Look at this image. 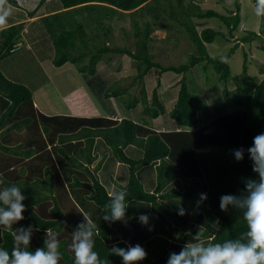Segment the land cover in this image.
<instances>
[{
	"label": "trees",
	"instance_id": "16d2710c",
	"mask_svg": "<svg viewBox=\"0 0 264 264\" xmlns=\"http://www.w3.org/2000/svg\"><path fill=\"white\" fill-rule=\"evenodd\" d=\"M219 1L224 6L223 0ZM8 4L18 8L16 1L9 0ZM44 5L49 14L32 22L27 32L23 33L22 23L0 31V60L15 51L13 46L24 34L33 48L51 50L49 53H40L42 60H48L58 68L66 64L74 65L77 73L83 76L89 93L100 105H107L104 99L112 97L120 99L122 106L129 111L140 104L138 116L141 121L136 122L129 117L118 120L112 113L111 117L48 113L40 108L30 88L6 78L0 69V95L10 103L0 119V127L10 124L3 131L4 134L11 129L25 128L29 136L25 141L28 146L24 156L19 154L8 162L21 164L25 158L28 159L23 163L26 170L23 171L24 180H4L0 187L16 184L26 196L23 201L27 208L23 213L25 219L13 225V228L26 229L32 225L39 229L33 233L30 250L43 247L45 230L50 228L58 233L62 254L59 264H74V253L70 248L72 232L84 222L82 214L87 213L99 228V235L94 237V250L99 252L102 259L107 258L109 264L122 262L109 250L110 239L117 232L112 222L102 220L105 205L109 203V194L98 178L105 158L102 157L91 167L97 159V156L92 155L96 138H101L110 148L113 158L127 167L126 186L112 180L118 189L127 190V206L132 202L150 205L147 214L150 223L147 228L152 227L156 214L161 213L179 231L178 239L185 234L193 237L199 228L203 231L202 240L205 243H222L227 239L239 238L247 230L242 213L231 206L227 212H223L219 202L223 195H239L246 179L258 178L252 171L247 151L244 159L237 162L231 150L240 147L247 150L252 146L253 138L264 132V78L248 74L246 53L240 75L231 77L229 54L211 57L206 52V44L212 43L219 33L210 28L198 31V24L194 21L216 18L228 29V37H232L241 23L238 3L234 4L235 10L220 14L212 9H202L193 0H40L33 11L20 9L17 16L24 20L33 18ZM124 15L131 18L135 40L133 51L109 45L114 31L112 24ZM137 17L143 18L141 26L135 19ZM37 22L42 23V27L36 29L41 30L39 33L33 27ZM171 23L182 28L181 31L196 46L197 54L192 55L187 63L162 66L150 57L151 35L158 29L170 31ZM261 33H264V16L259 33L250 31L242 41L258 38ZM169 38L167 36L164 40ZM21 46L26 48L23 43ZM235 48L236 45L230 49L231 52ZM261 48L264 49V46ZM112 54L126 55L136 63L137 74L131 80L141 87L138 96L127 88L122 89L120 82L102 89L97 86V65L103 60L102 56ZM224 56L227 62H222L221 57ZM200 63L212 66L217 81L224 83L222 93L226 97L230 96L227 110L199 114L197 106L203 108L204 105L200 101L201 93L197 94L198 90L196 94L191 93L185 78L179 81L176 101L167 113L158 96L159 81L158 87L152 90V100H148L143 79L152 70L158 76L166 72L186 74ZM260 74H264L263 67ZM228 80L235 86L232 93L226 86ZM106 111L108 114L112 112ZM160 116L169 125L167 129L151 127V122ZM128 146L140 149L142 157H129L125 153ZM4 150L7 149L4 147ZM156 162V187L153 192H147L138 180L137 172ZM15 176L18 177L19 173ZM176 179L181 182L182 191L171 188L163 192ZM200 193H207L208 198L197 209ZM181 205L187 209L184 216L177 215L178 206ZM217 218L220 221L219 231L213 224ZM132 220L138 221L137 217ZM13 244L11 233L1 229L0 248L11 254ZM116 245L126 247L123 242ZM142 247L152 264H166L171 247L167 238L153 236L149 246ZM182 247L175 252L178 253Z\"/></svg>",
	"mask_w": 264,
	"mask_h": 264
},
{
	"label": "rangeland",
	"instance_id": "374dc122",
	"mask_svg": "<svg viewBox=\"0 0 264 264\" xmlns=\"http://www.w3.org/2000/svg\"><path fill=\"white\" fill-rule=\"evenodd\" d=\"M26 1L30 0H24V2ZM193 1L198 3L202 9H212L220 14H226L229 10H235L234 4L235 2L238 3L241 23L239 27L232 33V37H228V29L221 21L216 18L202 20L194 19L195 23L198 24L197 30L201 31L204 28H210L219 33L212 43L206 44V52L211 57L229 54L228 65L230 67L231 77L240 75L244 62V53H246L248 74L251 76H257L259 79L264 78V74H260V70L262 67L264 68V49L261 48V46H264V33H261V36L258 38H254L245 42L242 41V38L246 36L248 32L251 31L258 34L260 28L262 27V16H257L255 14L257 0H223L224 6L219 0ZM3 2L4 0H0V14L7 13L3 22V24H5L9 17L14 19V17H16V15L19 13L17 10H13L14 7L12 5L5 4ZM31 4V7H22L24 9L26 8L25 10L31 11L35 6V1H32ZM52 4L55 5V7H59L56 3ZM44 10L45 8H43V11ZM35 17L37 18L40 16L37 15L33 18ZM119 17L120 20L114 21L112 24L114 31L112 32V42H110L109 45L110 47H126L133 51L135 49V40L133 36L132 22L130 20L131 18L128 15ZM135 19L138 20L141 26V19L143 18L137 17ZM147 19L151 20V18ZM1 24L2 23H0V25ZM31 24L32 23H30L29 26H31ZM33 27L35 28L34 30H38L42 27V23L37 22ZM170 27V31L158 29L155 30L151 35L153 41L150 42V57L154 62H157L162 66H178L180 64L187 63L192 55L197 54L196 46L188 40V37L184 31H181L182 28L175 23H171ZM40 31L41 30L37 32L39 33ZM167 36L170 38L166 41L164 39ZM234 45H236V48L231 52L230 49ZM32 52L33 53L28 52L23 46H19L18 51L15 54L8 56L0 62V67L6 76L12 78L17 83L26 85L28 88H30L34 99L41 106V109L52 113L61 112L66 107L63 96L74 89L78 84L85 85V80L81 74L77 73L75 66L71 64H66L62 68H58L50 62H46L45 65L42 66L45 68L46 74L43 73L39 67L38 61H36L38 60V57L33 55L35 54L34 51ZM102 58L103 60L97 65L96 75L98 80H96V82L99 83L97 86L102 89L106 87V85L108 86L109 84L120 82L122 84V89L127 88L130 93L138 96L141 87L137 83H133L131 80L137 74L136 63L128 56L121 54H112L109 56L104 55ZM72 74L75 75L73 76ZM183 78H185L188 90L191 93H195L196 90H198L197 94L201 93L200 101L204 102V105L203 108L200 105L197 106L199 114H209V112L213 114V112L217 113L218 110L219 112H222L223 110H227V108H229L230 96L226 97L222 93L224 83L217 81V75L215 74L213 67L207 65L206 63L198 64L186 74L166 72L158 76L156 71L152 70L143 79L148 100H152V90L156 88V86L158 87L157 83L159 81L160 86L158 87V96L162 99L167 113L170 111L171 106L176 101L177 93L179 91L178 83ZM226 86L229 90V93L235 88L231 80L227 81ZM91 100L93 101L92 98ZM104 101L107 105L104 103L103 106H106L108 110H112L113 115L114 113L120 115L123 112L122 115L137 119L135 120L136 122L141 119L140 115H136L140 110V104L137 106V108L129 112L125 111V106H122L120 99L112 97L110 99H104ZM205 105L207 106V110L205 109ZM231 109L232 108H230V110ZM119 111L120 113H118ZM163 118V116H160L158 121H152L151 127L165 129L168 128L169 125H166L167 123ZM115 182L118 183L117 181ZM171 186L181 190V185L178 182H174ZM148 206L150 208V205H147V207ZM144 207L147 208L146 206ZM160 216L163 215L161 214ZM162 218H164L163 220H167L164 216ZM118 222L119 221L114 222V226H118ZM167 222L169 225H167L166 233H171L168 230V226L173 228L172 231L174 232L176 227H174V225L168 220ZM119 223L121 224V222ZM153 223L154 226H156V231H164L165 226L163 223L158 222L156 225L155 222ZM116 228L119 230V232H121L120 228ZM142 229L144 230L142 235H146V232H149L147 226H144L143 228L139 227L135 231L136 233H140ZM176 237L177 235L168 236L169 239L173 240L170 242V244L173 245L171 252H175V250L178 249ZM114 240L115 237L110 239L111 244ZM116 264H122V262L116 261Z\"/></svg>",
	"mask_w": 264,
	"mask_h": 264
},
{
	"label": "clouds",
	"instance_id": "9594fccd",
	"mask_svg": "<svg viewBox=\"0 0 264 264\" xmlns=\"http://www.w3.org/2000/svg\"><path fill=\"white\" fill-rule=\"evenodd\" d=\"M6 14H0V23L4 22ZM255 14L264 16V0H257ZM13 48L17 50L18 45ZM221 60L227 62V57H221ZM245 151L252 162V171L258 178L246 179L244 189L239 195L221 196L219 208L223 212H227L229 206L239 210L247 230L237 239H227L222 243H204L203 231L199 228L193 239L200 242H186L178 253L169 254L166 264H264V132L253 138L252 146L247 150L243 147L231 150L235 161H242ZM3 183L0 178V185ZM21 189L16 184L0 187V228L9 231L14 241L11 254L0 248V264H59L62 254L56 231L47 228L43 247L31 251L33 233L39 229L32 225L26 229L13 228V225L25 219L23 213L27 210L23 203L26 196L22 194ZM127 196L126 189L113 188L109 193V203L105 205L106 211L102 220L127 224ZM207 198V193H200L196 208L198 209ZM186 212L187 209L182 205L178 206L177 215L184 216ZM82 215L84 222L78 224L72 232L70 244L75 257L74 264H109L107 258L102 259L99 252L94 250V237L99 235L97 224L90 214ZM137 219L142 226H148L150 223L147 214H140ZM219 223V218L213 222L218 231ZM148 230L151 231L152 227L149 226ZM109 250L111 255L122 259V264H139L147 258V252L140 244H128L123 248L113 244Z\"/></svg>",
	"mask_w": 264,
	"mask_h": 264
},
{
	"label": "crops",
	"instance_id": "0c3cea01",
	"mask_svg": "<svg viewBox=\"0 0 264 264\" xmlns=\"http://www.w3.org/2000/svg\"><path fill=\"white\" fill-rule=\"evenodd\" d=\"M8 1L9 0H4L3 3L8 4ZM13 1H16L17 6H18V8L14 7L13 10L19 11L20 9H23L26 12L33 11L38 6V4L40 2V0H37V1L36 0H30V1H26V2H24V0H13ZM32 1L33 2L35 1V6H34L33 10H31V11L25 10L26 8L24 9L23 7H25V6L31 7ZM49 1L50 0H48V2ZM23 2H24V4H23ZM44 7H45V5L42 6V8H40L39 11L37 12V14L35 15V16H37V15L40 16L37 18L36 17L35 18H27L24 20L20 16H17V15H16V17H14V19L9 17V19L5 22V24L2 23L0 25V31H2L3 29H6L8 27H11L13 25H17V24L22 23V24H24L23 33L27 32V29H28L30 23L36 21L38 18L44 17V16L49 14V13H47L48 11H46V10L43 11ZM26 39H27V36L26 35L24 36V34H23V38L16 45H18V47H19L23 43L26 46V48H25L26 51L31 52V53H33L32 51H34L35 54H33V55L38 57V60H36V61H38L41 71L46 74V70L42 66H44L46 62H50V61L45 60V59L42 60L41 56H39V55L42 52H44V53L48 52L49 53V52H51V50H37V49L33 48L31 43H29V41ZM1 46H2V40L0 39V47ZM44 46H47V45H44ZM17 51H18V49L15 50L12 54H15ZM2 60H0V62ZM0 69H1V67H0ZM1 71L6 78L13 80L12 78L6 76V74L3 72L2 69H1ZM72 75L74 76L75 74H72ZM13 81H15V80H13ZM63 98L65 99L66 107L61 112H58L60 114H70L71 116H77V117H102V116H110V113H112L111 115L114 116V118H116L118 120L120 118L125 117L124 115H122L123 112L120 115L117 113L116 114L114 113V115H113V112L109 111V114H108V112L106 111V110H108L107 107H103L102 105H100V103H98V101H96L91 96V94L89 93L88 89L85 87L84 84H78L74 89H72L66 95H64ZM91 98L93 99V101L91 100ZM9 104H10L9 101L0 95V119L2 118L3 114L5 113L6 109L9 106ZM36 106L38 107V105H36ZM125 111H129V110L125 109ZM50 113L55 114L57 112H55V113L50 112ZM118 113H120V111ZM136 115H138V113ZM159 119H160V117L158 119H156L155 121H158ZM134 120H137V119H134ZM140 121H141V119L138 122H140ZM9 127H10V124H8V123L6 125L4 124L3 126L0 127V134H1V136H0V178H2L3 181L5 180V181H10V182H14V179H19V178L22 179V181H23L24 175H25V173L23 174V171L26 172L25 168L23 167V163L27 162L28 159L25 158L23 160V163H21V164H18L15 161H11L10 163H8V162L10 161L11 158H13V160H14V158L16 156H18L19 154H21V156H24V153L27 150L26 148L28 146V145H26L25 141H26V139L28 140L29 136H28L27 132L25 131V130H27L25 128H22L21 130H18L17 128H16V130L11 129L9 133L7 132L6 134H4L3 131L8 129ZM155 129H165V128L157 127ZM4 147L7 150H4ZM48 149H49V147H48ZM125 153H127L131 158H134V159H140L142 157V154H143L140 149L133 147V146H128L125 149ZM92 155L97 156V159L93 162L91 167H94L102 157L105 158V160L101 166V169L98 172V178H99V181L101 182V184L107 190L108 194L113 190V188H117L116 186L113 185L112 180L117 181L118 183H120L121 186L127 185L128 170H127L126 165L118 163L113 158L110 148L108 146H106V144L103 142V140L101 138L95 139L93 150H92ZM38 164H39V162L36 163V165H38ZM156 165H157V162L153 163L150 166L144 167L137 172V178L142 183L144 189L147 192H153V190L156 187V172H155V166ZM17 172L19 173L18 177L15 176ZM174 182H178L181 185V182L178 179H176L168 187H166V189H164L163 192H166L167 190H169L171 188H175V187L171 186ZM175 189L177 191L181 192L182 191V185H181V190H179L177 188H175ZM144 206L147 207V205H145V204L142 205L139 203L132 202L128 205V208L126 209V218H129L127 224H124L122 222L120 224L118 222L117 223L118 226H114V222H112V227H115L114 229L116 230L117 235L115 236V240L112 241L111 245H113V244L116 245L119 242H123L126 247L128 244H131V245L140 244L141 246H147L148 247L151 238L153 236H156V235H160V236L167 238L169 240V242L173 241V240L168 238L169 235L170 236L171 235L172 236L177 235L176 238H177V242H178V246H177L178 248L181 246H184V244L186 242H200V241H195L193 239V237L189 234H185L180 239H178L179 231L175 229L173 232L172 231L173 228H171L170 226H168V230L171 233H166L167 232V225H169V224H167L168 223L167 220H163L164 219V218H162L163 216H160L161 213L156 214L154 222H155V225L158 222L163 223V225L165 226L164 231L163 230L156 231V226H154V223H153L152 230L149 232H146L147 233L146 235H142V232H144L143 229L140 233H136V231H135L136 229H138L139 227L143 228L144 226H142L139 223V221H133L132 218L134 216H139L140 214H148V212L150 211V208H149V206L147 208H145ZM116 227L120 228L121 232H119V230ZM1 229L2 228H0V230ZM202 242H204V240H202ZM172 248H173V245H171V247L169 249V254L171 253ZM169 254L167 255V259H168ZM139 264H152V260L146 258L143 261L139 262Z\"/></svg>",
	"mask_w": 264,
	"mask_h": 264
}]
</instances>
